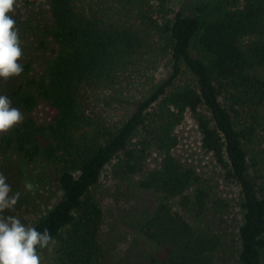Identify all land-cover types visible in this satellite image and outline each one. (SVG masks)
Returning a JSON list of instances; mask_svg holds the SVG:
<instances>
[{
  "label": "trees",
  "instance_id": "trees-1",
  "mask_svg": "<svg viewBox=\"0 0 264 264\" xmlns=\"http://www.w3.org/2000/svg\"><path fill=\"white\" fill-rule=\"evenodd\" d=\"M10 15L23 72L0 94L23 120L0 133V173L20 195L0 216L47 229L43 264H264V0H205L194 14L171 0H15ZM186 112L239 187L241 216L173 153ZM28 165L59 190L34 215ZM116 193L133 234L121 255L102 233Z\"/></svg>",
  "mask_w": 264,
  "mask_h": 264
},
{
  "label": "rangeland",
  "instance_id": "rangeland-1",
  "mask_svg": "<svg viewBox=\"0 0 264 264\" xmlns=\"http://www.w3.org/2000/svg\"><path fill=\"white\" fill-rule=\"evenodd\" d=\"M203 1L205 0H171V7L174 12L194 14L196 5ZM33 8L35 10L46 9L41 1L33 5ZM168 74V69L161 67L156 72V79L165 78ZM119 108L123 109V107ZM39 111L40 116L45 115L47 108L42 106ZM175 134L178 137V145L173 150L175 156L195 167L221 196L230 201L232 214L236 216L238 213L240 215L237 204L239 187L235 183L223 179L222 172L213 156L201 147L200 133L190 112H186L185 118L176 127ZM158 158V156L155 157L156 161ZM41 167L28 165L27 183L32 184V189L27 190L24 187L22 190V196L25 203L28 201V207H30L32 215L36 212L35 210H43L52 206L59 198V190L52 172ZM34 203L35 206H33ZM102 203L104 211L103 238L112 248V253L124 254L133 238L132 231L121 220V215L129 204L125 203L123 197H118L117 193L104 198ZM27 216L31 218L29 214ZM46 255L47 253L40 255L41 264L46 262Z\"/></svg>",
  "mask_w": 264,
  "mask_h": 264
},
{
  "label": "clouds",
  "instance_id": "clouds-1",
  "mask_svg": "<svg viewBox=\"0 0 264 264\" xmlns=\"http://www.w3.org/2000/svg\"><path fill=\"white\" fill-rule=\"evenodd\" d=\"M15 0H0V79L19 76L23 65L21 42L13 19ZM23 115L18 108L11 106L8 96L0 94V133L6 132L21 123ZM27 190L32 184H25ZM11 187L7 177L0 173V213L13 208L19 193L10 195ZM51 237L47 229L38 231L27 226L13 216H0V264H41L38 249L45 248Z\"/></svg>",
  "mask_w": 264,
  "mask_h": 264
}]
</instances>
